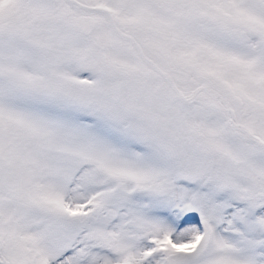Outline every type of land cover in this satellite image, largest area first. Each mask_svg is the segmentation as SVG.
Here are the masks:
<instances>
[{
	"label": "snow or ice",
	"instance_id": "1",
	"mask_svg": "<svg viewBox=\"0 0 264 264\" xmlns=\"http://www.w3.org/2000/svg\"><path fill=\"white\" fill-rule=\"evenodd\" d=\"M0 264H264V0H0Z\"/></svg>",
	"mask_w": 264,
	"mask_h": 264
}]
</instances>
